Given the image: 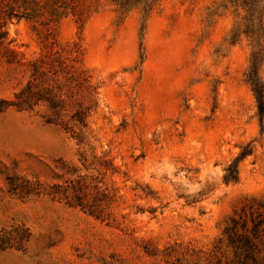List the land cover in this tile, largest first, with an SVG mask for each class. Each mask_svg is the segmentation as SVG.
Returning a JSON list of instances; mask_svg holds the SVG:
<instances>
[{
  "label": "rangeland",
  "instance_id": "374dc122",
  "mask_svg": "<svg viewBox=\"0 0 264 264\" xmlns=\"http://www.w3.org/2000/svg\"><path fill=\"white\" fill-rule=\"evenodd\" d=\"M30 1L0 49V264H264L253 48L232 44L245 10Z\"/></svg>",
  "mask_w": 264,
  "mask_h": 264
},
{
  "label": "trees",
  "instance_id": "16d2710c",
  "mask_svg": "<svg viewBox=\"0 0 264 264\" xmlns=\"http://www.w3.org/2000/svg\"><path fill=\"white\" fill-rule=\"evenodd\" d=\"M131 0H119L121 8H124L126 3ZM134 1V0H133ZM234 5L241 6L246 16L243 18L244 26L243 30L238 28L233 32V43H236L241 34L246 35L253 48V52L250 60V67L247 74V82L252 88L255 99L257 101L258 112L257 116L261 129L264 130V79L260 76L262 65L264 64V24L263 14L264 7L262 2L264 0H229ZM40 11L38 4H32L30 0H0V49H4L11 52L5 43L7 32L5 26L8 21L13 20H32L35 19ZM145 28V24L143 25ZM13 52V51H12ZM61 62V61H60ZM62 63V62H61ZM44 64V61H38L33 63L34 74L31 77L27 87L21 93L27 98L26 103L32 105L37 96L36 93H32V89L36 87L39 80V72ZM77 82L78 86L81 84V78H73ZM85 113L83 110L77 112L76 117L78 121L84 123ZM252 150L248 145L245 147L236 160L226 169L224 175V182L226 184L236 183L239 179V164L247 156L251 154Z\"/></svg>",
  "mask_w": 264,
  "mask_h": 264
}]
</instances>
